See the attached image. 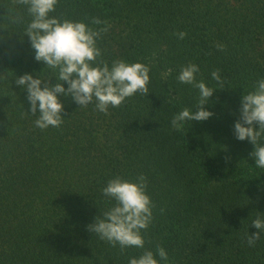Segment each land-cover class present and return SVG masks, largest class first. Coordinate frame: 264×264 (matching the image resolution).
Returning a JSON list of instances; mask_svg holds the SVG:
<instances>
[{
	"label": "trees",
	"instance_id": "obj_1",
	"mask_svg": "<svg viewBox=\"0 0 264 264\" xmlns=\"http://www.w3.org/2000/svg\"><path fill=\"white\" fill-rule=\"evenodd\" d=\"M16 12L0 0V264H129L145 250L159 264H264V232L247 244L259 231L253 220L264 218V169L254 145L234 135L242 96L264 79V0H59L53 16L110 25L97 40L103 60L148 66L150 92L108 115L60 96L64 122L45 130L16 78L55 84V73L35 60L30 18L12 23ZM189 63L216 90L205 105L214 115L176 131L174 115L198 110L199 90L177 79ZM141 174L153 218L144 248L122 253L88 225L115 203L102 193L110 179Z\"/></svg>",
	"mask_w": 264,
	"mask_h": 264
},
{
	"label": "clouds",
	"instance_id": "obj_2",
	"mask_svg": "<svg viewBox=\"0 0 264 264\" xmlns=\"http://www.w3.org/2000/svg\"><path fill=\"white\" fill-rule=\"evenodd\" d=\"M58 2L12 0L17 12L10 18L11 22L24 23L25 15L30 18L24 34L30 39L34 58L55 73V84L51 83V79L34 78L27 73L16 78L17 86L27 92L30 112L33 115L39 112L34 121L35 126L45 130L50 126L58 128L62 125L64 105L60 96H71L80 107L95 103L96 110L105 115L109 114L110 107H120L127 98L137 93L147 96L150 92L148 66L121 59L112 61L110 67L103 60L97 40L108 32L110 25L99 18H93L91 23L103 27L93 28L82 21L62 20L51 15ZM21 8L23 11H20ZM176 35L182 40L187 33L179 32ZM217 48L222 51L224 45H217ZM198 72L199 66L189 63L182 66L177 77L180 83L198 89L199 99L196 107L198 110L184 108L173 116L171 125L176 131L183 130L185 121L202 122L214 115L205 109V105L216 90L208 87L203 80L197 81ZM211 75L220 89H223L219 69ZM64 83H67V88ZM234 135L238 140H248L254 145L250 155L255 159L256 167L264 169V79L257 82L254 91L242 96L240 118L234 124ZM146 189L147 178L143 174L134 181L120 176L110 179L102 193L115 203L103 213L102 218L97 216L95 222L88 225V229L111 246L119 245L122 253L130 247L143 249L145 240L142 231H146L151 224L154 207ZM252 225L259 231L247 236L250 247L256 244L264 232V218L258 213ZM156 252L160 260L168 261V254L163 247L158 245ZM129 264H159V261L151 250H145L138 258H131Z\"/></svg>",
	"mask_w": 264,
	"mask_h": 264
}]
</instances>
